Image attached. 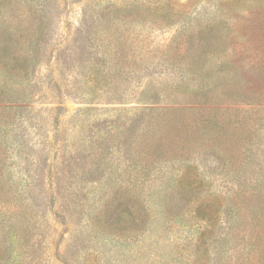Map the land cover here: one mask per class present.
I'll list each match as a JSON object with an SVG mask.
<instances>
[{"label":"rangeland","instance_id":"obj_1","mask_svg":"<svg viewBox=\"0 0 264 264\" xmlns=\"http://www.w3.org/2000/svg\"><path fill=\"white\" fill-rule=\"evenodd\" d=\"M167 2L181 24L160 0H0V80L24 69L5 96L28 99L0 115V264L264 263V122L182 109L200 83L169 46L220 17L257 33L235 10L264 0Z\"/></svg>","mask_w":264,"mask_h":264},{"label":"trees","instance_id":"obj_2","mask_svg":"<svg viewBox=\"0 0 264 264\" xmlns=\"http://www.w3.org/2000/svg\"><path fill=\"white\" fill-rule=\"evenodd\" d=\"M167 0H160L161 4L157 5L158 12L154 13L155 20L169 26H175L182 23L180 16L175 17V14L170 9H165ZM213 0H208L211 2ZM236 14L241 12H249L253 15L252 31L247 32L240 29L233 21H238L233 16L220 17L213 21L200 24L196 29H189L184 24L179 30V33L171 41L169 46H174L176 54H182V60H173L171 65L179 68L184 75L189 76L192 82H198V87H187V92L191 95L198 96V102H189L186 105H181L182 109L193 111H203L210 114H217L223 110L221 104L234 103L251 105L252 112L256 116L253 120L264 122V2L251 4L247 8H237ZM233 51L235 55L244 54V58H248L253 62L250 67L239 65L236 60L231 59L228 55L229 51ZM243 51V52H241ZM184 65V66H183ZM25 70L9 69L8 74L4 76V80H0V115H5L8 110L22 109L27 106L28 99H14L5 95L14 91L12 86H8L6 78L18 77L22 78ZM0 76H3L1 74ZM203 82V83H202ZM221 84V89L217 91L218 85ZM182 86V85H181ZM174 107H165L151 105L150 109H173ZM179 108V107H178ZM228 110V107L226 108ZM7 120L0 117V129L6 126ZM264 202V201H263ZM199 220L203 221L207 226L205 231L200 232L197 242L202 243L206 236L212 230L209 226L214 223V217L206 214H198ZM264 217L260 216L258 220ZM258 229L250 235L249 244L254 246L258 241L264 243V229ZM235 235V234H234ZM261 243V241H260ZM203 247V246H202ZM260 254L264 257V248H261ZM264 264L263 262H260Z\"/></svg>","mask_w":264,"mask_h":264}]
</instances>
